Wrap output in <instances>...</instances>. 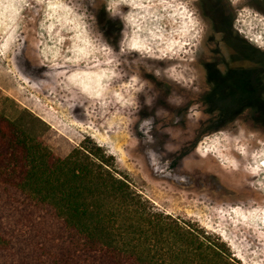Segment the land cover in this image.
<instances>
[{
	"label": "rangeland",
	"instance_id": "obj_1",
	"mask_svg": "<svg viewBox=\"0 0 264 264\" xmlns=\"http://www.w3.org/2000/svg\"><path fill=\"white\" fill-rule=\"evenodd\" d=\"M238 51L264 59L259 0H0V109L63 153L92 141L154 206L264 264V120L206 100Z\"/></svg>",
	"mask_w": 264,
	"mask_h": 264
},
{
	"label": "trees",
	"instance_id": "obj_2",
	"mask_svg": "<svg viewBox=\"0 0 264 264\" xmlns=\"http://www.w3.org/2000/svg\"><path fill=\"white\" fill-rule=\"evenodd\" d=\"M232 60L235 91L217 81L206 100L219 118L250 103L264 120V59ZM39 127L0 109V264H240L218 236L134 191L101 147L85 139L63 153Z\"/></svg>",
	"mask_w": 264,
	"mask_h": 264
},
{
	"label": "flooded vegetation",
	"instance_id": "obj_3",
	"mask_svg": "<svg viewBox=\"0 0 264 264\" xmlns=\"http://www.w3.org/2000/svg\"><path fill=\"white\" fill-rule=\"evenodd\" d=\"M227 32L229 33V31H225L224 33H223V35L224 34H226V35H228L227 34ZM229 45H231L230 44V40L232 39L231 38V34L229 33ZM232 42H234V41H232ZM238 53H240L239 55H233L232 57H230V59L232 60V59H234V58H237L238 59V61H242L243 59H242V57H244V55L243 54H241V52L240 51H238ZM263 57V56H262ZM244 58H246V59H253V58H249L247 55L244 57ZM213 71H215V70H213ZM223 93H230L231 92V90H225V91H222ZM233 92V91H232Z\"/></svg>",
	"mask_w": 264,
	"mask_h": 264
},
{
	"label": "snow or ice",
	"instance_id": "obj_4",
	"mask_svg": "<svg viewBox=\"0 0 264 264\" xmlns=\"http://www.w3.org/2000/svg\"><path fill=\"white\" fill-rule=\"evenodd\" d=\"M121 11H124V9H121Z\"/></svg>",
	"mask_w": 264,
	"mask_h": 264
},
{
	"label": "bare ground",
	"instance_id": "obj_5",
	"mask_svg": "<svg viewBox=\"0 0 264 264\" xmlns=\"http://www.w3.org/2000/svg\"><path fill=\"white\" fill-rule=\"evenodd\" d=\"M115 3V2H114ZM141 52V51H140Z\"/></svg>",
	"mask_w": 264,
	"mask_h": 264
}]
</instances>
